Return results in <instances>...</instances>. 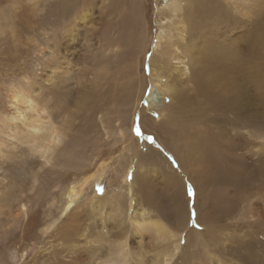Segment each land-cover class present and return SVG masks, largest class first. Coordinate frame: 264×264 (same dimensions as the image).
I'll list each match as a JSON object with an SVG mask.
<instances>
[{
  "label": "rangeland",
  "instance_id": "374dc122",
  "mask_svg": "<svg viewBox=\"0 0 264 264\" xmlns=\"http://www.w3.org/2000/svg\"><path fill=\"white\" fill-rule=\"evenodd\" d=\"M160 1L0 0V264H64L69 260V250L59 252L51 261L45 260L49 257L38 246L47 242L48 235L41 231L61 212L65 197L62 189L79 180L83 170H95L100 156L105 161L104 175L98 183L87 187L85 194L123 193V180H131L139 165L161 167L167 161L184 176L185 188L181 189L182 197L177 207H173V198L162 180L159 179L157 186L148 180L141 185L145 189L152 185L150 196L155 204L151 202L161 211L166 209L163 213L174 227H186L185 235L201 227L194 192L188 189L192 180L181 166V159L176 156L172 144V138H183L187 128L182 125L187 123L178 121L182 114L175 106L173 121L178 126L166 122L170 99H161L158 90L152 88L150 60L157 34L161 26L173 24L169 10L161 7ZM184 4L188 27L195 17L204 22L211 19L216 34L211 40L215 44L212 51L221 54V49L225 48L233 55L226 64L220 62L222 65H239L241 59L248 57L243 53L249 46L245 40L227 42L223 37L237 34L240 38L241 30L256 21L261 23L264 0H256L255 4L250 0H184ZM250 16L254 17L249 19ZM74 22L76 24L71 26ZM208 39L204 40L207 47L210 46ZM194 46L192 41L188 49ZM260 52L264 54L261 48ZM259 61L264 62V59ZM216 68L212 66L209 70L222 72L220 65ZM198 73L195 65L193 75ZM180 86L185 94H191L189 86H193V78ZM16 92H20L23 99L29 98L39 112L28 108V115L21 120L22 115L14 111L11 101ZM151 92L155 96L153 99L149 97ZM206 94L210 98H202L201 113H191L195 116L193 121H199L200 125L206 124L208 119L205 122L198 120V115L219 111V91L210 88ZM242 94V90L236 93L240 101ZM187 99L192 100L188 96ZM236 108L229 113L213 112L215 117L222 116L214 121L225 130L232 125L249 126L248 122H254L248 113L238 110L242 118L231 114ZM37 115L44 126L48 122L57 125L69 122L66 140L48 155L50 161L34 153L31 144L19 132L23 128L33 131L31 126L24 127V123ZM67 117L73 119L67 120ZM16 123L21 129L12 132L10 128ZM137 126L141 127L139 135L135 131ZM188 129L192 131L191 127ZM195 131L200 136L212 133L206 127ZM226 134L232 140V134L227 130ZM148 136L154 137L155 143ZM162 136L167 138V143L162 141ZM241 138L243 141L239 144L243 148L247 139ZM240 160L253 167L249 158L240 157ZM236 189L241 190L242 186L236 184Z\"/></svg>",
  "mask_w": 264,
  "mask_h": 264
},
{
  "label": "bare ground",
  "instance_id": "6f19581e",
  "mask_svg": "<svg viewBox=\"0 0 264 264\" xmlns=\"http://www.w3.org/2000/svg\"><path fill=\"white\" fill-rule=\"evenodd\" d=\"M250 1L256 3V0ZM160 4L169 10V19L174 25L169 23L161 26L157 34L150 60L152 88L158 90L161 99H170L171 107L165 121L178 126L173 121L175 106L178 113L182 114L178 121L187 123L182 125L187 128L183 138H172V144L177 151L176 156L181 159V166L192 180L188 189L194 192L197 219L201 227L185 235L183 231L186 227H174L167 214L163 213L166 209L161 211L154 205L150 196L152 185L148 189L141 185V182L148 180L157 186L159 179L162 180L173 198V207H177L182 197L181 189L185 188L184 176L167 161L161 167L157 164L139 165L131 180H123V193L111 191L107 195H98L97 192L85 194V189L98 183L104 175L105 161L100 156L95 170H83L79 180L62 189L65 197L61 212L45 228L42 227L44 230L41 232L48 235V240L38 247L49 257L46 261L54 259L59 252L69 250V260L66 263L64 261V264H264V62L259 61L260 58L264 59V54L260 52V48L264 51V33H260L264 30V20L261 23L256 21L241 30L240 38L236 37L237 34L234 37H223L227 42L243 39L249 45L243 51L248 57L241 59L239 65L234 63L237 66H224L221 63L226 64L233 55L227 52L225 46L221 54L212 51L215 44L211 40H214L216 34L211 19L204 22V19L197 21L195 17L196 20H192L188 27L184 17L187 14L184 0H162ZM204 18L207 19V16ZM208 38L209 47L204 45V40ZM192 41L195 46L188 49ZM195 65L199 72L196 76L193 75ZM217 65H220L222 72L209 70L212 66L217 69ZM192 78L193 86H189L191 94H185L180 83L189 82ZM212 87L214 91H219L217 107L220 112L229 113L237 106L231 114L235 113L242 118L239 110L250 114L254 121L248 122L249 126L241 123L226 127L227 132L233 136L232 140L225 128L214 121L222 117L213 116V112L218 114L219 111L198 115V120L205 122L208 119L206 124L200 125L199 121H193L195 118L191 113H201L204 102L202 98H210L206 91ZM239 90L243 91L241 101L236 96ZM149 95L152 98L153 92ZM23 98L20 92L13 93L11 97L14 111L23 117L21 120L25 119L28 108L39 112L29 98ZM38 115L30 118L28 123L23 122L24 127L31 126L33 131L23 128L19 132L31 144L34 153L50 161L48 155L56 151L70 131L67 129L69 122L57 125L46 120L48 124L44 123V126ZM71 119L73 117L67 120ZM18 126L16 123L10 130L15 132ZM201 127L212 130V133L206 135L204 132L205 135L200 136L195 130ZM162 137V141L167 143V138ZM241 137L247 139L243 148L239 144L243 141ZM240 157L249 158L253 167L244 165L242 160L239 161ZM34 176L35 179L38 177L36 173ZM236 184H240L242 189H236ZM182 238H185V242H182Z\"/></svg>",
  "mask_w": 264,
  "mask_h": 264
},
{
  "label": "snow or ice",
  "instance_id": "6c2138e0",
  "mask_svg": "<svg viewBox=\"0 0 264 264\" xmlns=\"http://www.w3.org/2000/svg\"><path fill=\"white\" fill-rule=\"evenodd\" d=\"M145 103H147V102H145ZM141 119V121H142V118H140ZM135 131H136V133L139 135V134H141V127L140 126H137L136 128H135ZM147 138H150L151 139V141L153 142V143H155V138L154 137H152V136H148Z\"/></svg>",
  "mask_w": 264,
  "mask_h": 264
}]
</instances>
